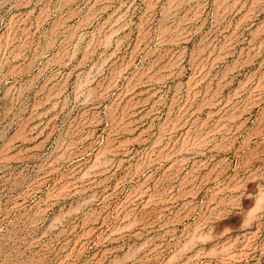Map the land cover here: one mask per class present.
Segmentation results:
<instances>
[{
  "label": "rangeland",
  "instance_id": "374dc122",
  "mask_svg": "<svg viewBox=\"0 0 264 264\" xmlns=\"http://www.w3.org/2000/svg\"><path fill=\"white\" fill-rule=\"evenodd\" d=\"M0 264H264V0H0Z\"/></svg>",
  "mask_w": 264,
  "mask_h": 264
}]
</instances>
